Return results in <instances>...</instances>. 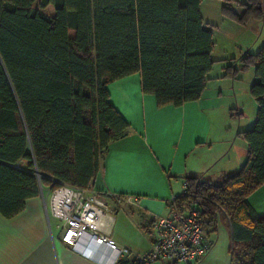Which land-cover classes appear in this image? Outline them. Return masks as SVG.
I'll return each mask as SVG.
<instances>
[{
  "label": "trees",
  "instance_id": "1",
  "mask_svg": "<svg viewBox=\"0 0 264 264\" xmlns=\"http://www.w3.org/2000/svg\"><path fill=\"white\" fill-rule=\"evenodd\" d=\"M201 1L0 0L2 216L20 212L39 185L88 187L108 143L128 130L108 83L137 73L157 106L200 97L214 63ZM224 1L221 13L240 22L264 14V0H247L240 14ZM241 63L253 68L255 101L251 126L239 131L245 161L215 182L184 177L173 203L195 206L205 236L218 218L228 223L229 264H264V215L246 199L264 183V42Z\"/></svg>",
  "mask_w": 264,
  "mask_h": 264
},
{
  "label": "crops",
  "instance_id": "2",
  "mask_svg": "<svg viewBox=\"0 0 264 264\" xmlns=\"http://www.w3.org/2000/svg\"><path fill=\"white\" fill-rule=\"evenodd\" d=\"M212 75L210 70L198 99L179 106H157L153 95L142 92L137 73L106 85L109 102L128 123V130L108 143L88 188L120 195V204L106 197L112 212L106 230L115 243L129 249L125 261L147 252L154 237L150 223L169 212V200L183 193L184 177L215 182L230 173L207 170L221 154L212 148L210 138L208 85L217 80ZM48 188L42 185V192L26 199L15 215L0 214V264H112L114 252L106 246L91 252L80 245L72 249L61 241L59 222L47 207ZM127 196L136 201L128 203ZM246 199L256 215H264V183ZM224 225L229 234L228 223Z\"/></svg>",
  "mask_w": 264,
  "mask_h": 264
},
{
  "label": "rangeland",
  "instance_id": "3",
  "mask_svg": "<svg viewBox=\"0 0 264 264\" xmlns=\"http://www.w3.org/2000/svg\"><path fill=\"white\" fill-rule=\"evenodd\" d=\"M246 1L229 0L228 4L233 12L240 14L242 3ZM224 2L227 1L203 0L200 7L205 26L206 23L211 24V57L214 59L211 75L217 76V80L208 85V90L211 91L210 138L214 142L212 148L221 154L207 169L210 174L218 171L217 169L230 170V173L226 172L231 174L245 161L246 144L239 131L251 126L255 115V101L249 93L253 68L251 65L242 66L241 56L245 52H255L264 42V14L259 19L251 18L240 22L221 13ZM42 12L50 14L48 8ZM51 222L56 224L53 220ZM208 227L211 226H206ZM207 235L209 250L196 264H229L230 238L224 222L217 220L215 229L211 227Z\"/></svg>",
  "mask_w": 264,
  "mask_h": 264
},
{
  "label": "built area",
  "instance_id": "4",
  "mask_svg": "<svg viewBox=\"0 0 264 264\" xmlns=\"http://www.w3.org/2000/svg\"><path fill=\"white\" fill-rule=\"evenodd\" d=\"M39 192H42V185H39ZM47 192V207L59 222L60 239L64 244L72 249L80 245L91 252H96L98 246H106L114 252L112 264H120L126 259L129 249L115 243L106 230V222L111 221L112 216L106 197L113 198L120 204V195L68 184L49 187ZM126 201L133 204L136 199L127 196ZM169 207L166 215L152 221L154 237L147 252L137 257L135 264L151 261L191 264L201 259L209 250L210 244L195 206L188 205L180 212L172 198L169 200Z\"/></svg>",
  "mask_w": 264,
  "mask_h": 264
}]
</instances>
